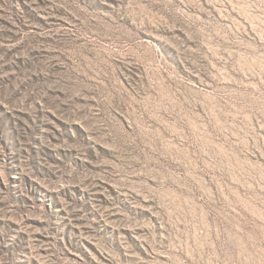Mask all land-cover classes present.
<instances>
[{"label":"rangeland","instance_id":"obj_1","mask_svg":"<svg viewBox=\"0 0 264 264\" xmlns=\"http://www.w3.org/2000/svg\"><path fill=\"white\" fill-rule=\"evenodd\" d=\"M0 247L264 264V0H0Z\"/></svg>","mask_w":264,"mask_h":264},{"label":"trees","instance_id":"obj_2","mask_svg":"<svg viewBox=\"0 0 264 264\" xmlns=\"http://www.w3.org/2000/svg\"><path fill=\"white\" fill-rule=\"evenodd\" d=\"M15 250V248H13V247H11V248H9V247H7L6 248V251H7V257H8V255H10L9 257H11V254L13 253V251ZM4 251V248H2V247H0V255L2 254L1 252H3ZM9 251V252H8ZM10 259V258H9Z\"/></svg>","mask_w":264,"mask_h":264}]
</instances>
